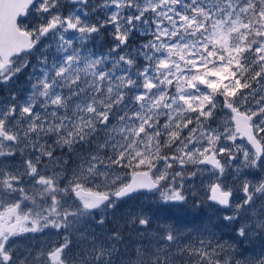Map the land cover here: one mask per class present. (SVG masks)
<instances>
[{"label":"snow or ice","instance_id":"6c2138e0","mask_svg":"<svg viewBox=\"0 0 264 264\" xmlns=\"http://www.w3.org/2000/svg\"><path fill=\"white\" fill-rule=\"evenodd\" d=\"M0 264H264V0H0Z\"/></svg>","mask_w":264,"mask_h":264},{"label":"rangeland","instance_id":"374dc122","mask_svg":"<svg viewBox=\"0 0 264 264\" xmlns=\"http://www.w3.org/2000/svg\"><path fill=\"white\" fill-rule=\"evenodd\" d=\"M106 47L107 42L104 41L101 44V49L103 50ZM21 86H23V81H21ZM140 210L151 215L153 227L158 223H176L179 226L199 225L206 222L207 215L205 211L194 210L190 202L181 206H169L159 201L158 194L156 196L142 194L122 202L116 210L115 219L112 220L111 223L115 224L120 221V218L125 216L129 211L137 212ZM221 233L225 239H229L232 236V232L229 228H223ZM21 243L27 244L28 241L22 240ZM246 247L248 252H255L259 248L258 245L256 247L247 245Z\"/></svg>","mask_w":264,"mask_h":264}]
</instances>
